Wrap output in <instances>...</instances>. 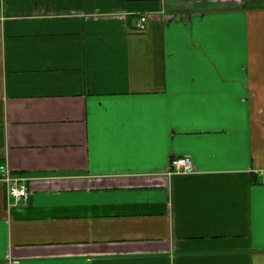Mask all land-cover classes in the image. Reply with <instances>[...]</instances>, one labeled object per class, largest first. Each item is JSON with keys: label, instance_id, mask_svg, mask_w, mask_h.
Listing matches in <instances>:
<instances>
[{"label": "crops", "instance_id": "0c3cea01", "mask_svg": "<svg viewBox=\"0 0 264 264\" xmlns=\"http://www.w3.org/2000/svg\"><path fill=\"white\" fill-rule=\"evenodd\" d=\"M0 167V264H264V0H0Z\"/></svg>", "mask_w": 264, "mask_h": 264}, {"label": "built area", "instance_id": "2783aa9c", "mask_svg": "<svg viewBox=\"0 0 264 264\" xmlns=\"http://www.w3.org/2000/svg\"><path fill=\"white\" fill-rule=\"evenodd\" d=\"M147 29V19L142 18L136 32L143 33ZM172 173L176 175H189L194 172L192 162L188 158H178L172 162ZM1 181L7 189L8 199L14 205L25 203L30 198V179L15 175L5 167H0Z\"/></svg>", "mask_w": 264, "mask_h": 264}]
</instances>
